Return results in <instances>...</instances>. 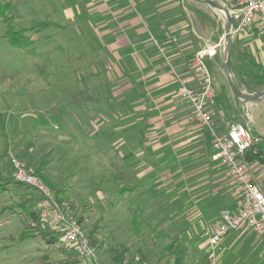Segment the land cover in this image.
Returning a JSON list of instances; mask_svg holds the SVG:
<instances>
[{
  "label": "rangeland",
  "instance_id": "rangeland-1",
  "mask_svg": "<svg viewBox=\"0 0 264 264\" xmlns=\"http://www.w3.org/2000/svg\"><path fill=\"white\" fill-rule=\"evenodd\" d=\"M14 1L18 2L19 15L11 19L9 26L29 37L31 50L12 45L4 35L6 24L0 19V264H40L44 257L54 261L63 257L62 252L48 247L40 236L32 234L20 208L14 207L27 196L33 198L34 206V199L42 194L31 189V185L27 188L9 179L12 157L29 169L42 168L51 181L64 186L68 198L64 195L61 203L70 212L84 217L85 229L100 225L96 238L101 264H108L109 249L120 245L128 249V260L139 256L138 249L150 261L156 260L165 255L163 247L175 236L186 237L198 251L209 257L213 255L214 264H257L262 246L237 240L238 229L230 230L224 243L222 240L210 246V231L220 220V216L217 221L213 216L229 204L214 184L192 186L196 176L185 177L188 170H183L172 177L176 179L174 187L168 188L165 183L169 181V172L161 171L154 196L157 203L165 201L164 210L147 194L141 195L140 188L129 190L128 182L122 179V170L116 165L119 158L114 154L115 147L105 143L107 135L113 134L111 141L116 136L109 124L112 120L108 123L102 116L109 102L105 97L109 85H103L104 75L98 78L86 73L91 56L98 55L94 49L96 43H86L83 39L84 30L94 26L89 20L91 13L86 0ZM217 1L223 4L222 0ZM183 3L194 23L198 20L195 9L207 13L212 20V26L206 24L208 33L203 44H223L221 12L202 0H183ZM62 9H69L65 14L73 12L76 18L68 19L65 28L60 22ZM243 35L241 48L250 50V44L243 45L246 41ZM221 49L224 54L222 45ZM80 53L83 55L79 57ZM103 61L111 63L108 59ZM220 71V75L213 69L210 72L213 86L220 91L219 84L224 83L227 95L233 99L224 66ZM100 83L97 88L95 85ZM244 103L250 105L252 122L247 120L251 117L245 108L237 121L244 125L248 121L264 138V98ZM111 109L117 114L120 106L113 105ZM49 192L53 196L50 189ZM130 204L142 207V217H149L150 226L143 225L140 234L130 222ZM138 212L137 217L141 215ZM209 261L211 264L210 258Z\"/></svg>",
  "mask_w": 264,
  "mask_h": 264
},
{
  "label": "crops",
  "instance_id": "crops-1",
  "mask_svg": "<svg viewBox=\"0 0 264 264\" xmlns=\"http://www.w3.org/2000/svg\"><path fill=\"white\" fill-rule=\"evenodd\" d=\"M86 3L91 13L89 20L94 26L84 30L83 39L86 43H96L94 49L99 55L91 56L86 73L98 78L104 75L102 83L109 85L105 95L109 102L102 116L108 123L112 120L109 124L116 132L115 140H109L113 134L105 137L106 145L114 146V154L119 158V162H112L120 169H128L130 173L125 181L133 185L134 190L140 188L139 193L147 194L152 201L159 188L161 171L169 172V181L165 183L168 188L174 187L176 179L173 178L183 170H188L185 177L196 176L192 186L214 184L216 191L229 203L213 216L214 220H219L224 208H235L238 188L226 167L212 159L208 127L190 118L189 104L177 94L179 80L189 87H199L200 82L193 75L191 57L207 38L208 27L189 18L183 0H86ZM62 10L60 22L65 28L69 25L68 19L76 18L73 12L65 14L69 9ZM256 31L251 28L243 35L246 40L243 45L250 44L248 51L256 60L264 62L262 37ZM217 46L215 55L206 56L205 62L210 72L213 69L220 75L224 54L221 46ZM223 84L220 82V89ZM99 85L101 83L95 86L98 88ZM214 89L218 92L215 86ZM117 104L119 113L113 114L110 106ZM241 106L248 109L252 122L250 105L242 103ZM216 108L217 105L213 109V118L216 129L222 130L227 120ZM248 121H245L246 127L262 139L261 132L251 128ZM131 176L132 179H128ZM255 177L264 190V177L257 172ZM237 235V240L259 243L264 252V240L248 227L238 228ZM261 252L257 264H264V253Z\"/></svg>",
  "mask_w": 264,
  "mask_h": 264
},
{
  "label": "built area",
  "instance_id": "built-area-1",
  "mask_svg": "<svg viewBox=\"0 0 264 264\" xmlns=\"http://www.w3.org/2000/svg\"><path fill=\"white\" fill-rule=\"evenodd\" d=\"M222 1L232 18L233 35L245 34L250 27L255 28L262 37L264 47V0ZM175 40L173 37V41ZM217 45L224 48V42ZM217 45L203 44L191 57L193 75L200 82L199 87H189L179 80L177 89L179 98L190 106V118L208 127L211 133L212 159L226 167L229 177L238 188L235 208H224L219 222L210 231L211 247L221 243L230 230L242 226L248 227L264 240V190L255 177V172L264 176V164L247 163L243 159L244 150L258 143L261 136L239 121L227 120L224 129H216L213 118L216 92L205 57L215 55ZM247 120L250 121V118ZM11 164L13 179L35 187L42 194L35 206L39 222L59 229L64 241L74 248V260L69 264H101L96 248L90 243L75 215L54 199L45 184L28 172L19 159L12 157ZM210 259L211 264H214L213 255Z\"/></svg>",
  "mask_w": 264,
  "mask_h": 264
},
{
  "label": "trees",
  "instance_id": "trees-1",
  "mask_svg": "<svg viewBox=\"0 0 264 264\" xmlns=\"http://www.w3.org/2000/svg\"><path fill=\"white\" fill-rule=\"evenodd\" d=\"M18 2L14 0H0V19L3 23L6 24L5 29V37L6 39L14 46L20 48H27L29 50V45L31 44L29 37H26V34L21 33L18 30H13L9 26V22L11 19L18 17L19 11L17 9ZM9 10H12L13 13H8ZM195 13L199 22L203 25H211L212 20L207 13L203 11H199V9H195ZM211 22V23H210ZM206 25V26H207ZM212 26V25H211ZM250 27L249 29H251ZM248 29V30H249ZM253 29V28H252ZM247 30V31H248ZM220 34H222V29H220ZM28 36V35H27ZM242 34H234L233 45H232V62H231V73L233 80L236 86L247 93H257L264 90V62L256 60L252 54L246 50L241 48V38ZM29 47V48H28ZM33 47V46H31ZM90 98V97H88ZM91 99V98H90ZM216 105L219 107V115L224 116L227 120L237 121L240 118V114L242 111V106L239 100L235 97L231 99L227 93L225 88L222 86L220 91L216 92ZM243 159L247 163H261L264 164V138L253 145L248 146L243 152ZM116 164V163H114ZM12 168V164H11ZM24 168L30 172L34 177L38 180L42 181L53 193L54 199L61 203L62 198H68V195L65 194L64 186H59L56 182L51 181L49 177L45 175L42 171V168L36 167L35 169H29L24 166ZM122 170V179L126 180V175L130 173V171ZM10 170V180L14 181L11 177ZM128 179H132V176ZM15 182V181H14ZM9 183V182H8ZM21 185H26L27 188H31L29 184L20 182ZM130 191L134 190L135 187L133 185H129ZM33 190L36 188L32 186ZM127 192V190H126ZM65 195V196H64ZM41 197V196H40ZM40 197H36L34 199V206L32 205L31 197L27 196L24 198L22 203H16V206L20 208V213L24 215L26 218V222L28 226L32 230L33 235H38L41 239L44 240L48 247H52L54 249L59 250L63 253V257L60 260H47L45 257L40 259V264H69L72 260H74V248L71 247L66 241L63 239L62 232L59 229H56L54 226L40 223L38 218V211L36 209V202L40 199ZM59 198H61L59 200ZM154 201L157 203L156 197ZM165 201L159 202L158 206H162ZM167 204V203H166ZM67 208V207H66ZM68 209V208H67ZM161 209V208H160ZM161 209V210H162ZM164 210V209H163ZM129 211L131 212L130 222L133 225V229L135 232H139L140 234L141 228L143 225H149V217H142V213L144 211L138 205L130 204ZM141 215H136V213ZM75 217L80 222L82 228L85 230L87 237L89 238L90 243L96 248H98V240L96 238L97 229L99 228V224H95L87 229L82 225V221L84 217L77 213H73ZM135 214V215H134ZM173 220V219H172ZM148 223V224H147ZM155 227L151 228L154 229ZM149 228V230H151ZM152 232V231H151ZM166 235L168 233H165ZM47 247V249H48ZM163 250L165 255L160 256L156 260L150 261L140 249H138V257L136 255L131 259H126V253L128 249L123 246H117L115 249H109L110 258L109 263L111 264H209V255L204 253L203 251H198L197 248L187 240L186 237L181 236L180 238L174 237L171 241H169L164 247Z\"/></svg>",
  "mask_w": 264,
  "mask_h": 264
},
{
  "label": "water",
  "instance_id": "water-1",
  "mask_svg": "<svg viewBox=\"0 0 264 264\" xmlns=\"http://www.w3.org/2000/svg\"><path fill=\"white\" fill-rule=\"evenodd\" d=\"M204 3H206L209 7H211L214 11H218L219 9H223L225 12V15L221 16L223 20V29H224V72L226 75L227 83L230 88V91L232 92L233 96L239 100L241 103H244L245 101L251 102V101H258L260 99L264 98V90L257 92V93H247L245 91L240 90L232 77L231 73V62H232V45H233V22L231 15L228 11V9L218 2L217 0H202Z\"/></svg>",
  "mask_w": 264,
  "mask_h": 264
},
{
  "label": "bare ground",
  "instance_id": "bare-ground-1",
  "mask_svg": "<svg viewBox=\"0 0 264 264\" xmlns=\"http://www.w3.org/2000/svg\"><path fill=\"white\" fill-rule=\"evenodd\" d=\"M219 11L221 12V15L220 16H223V15H225V12H224V10L221 8V9H219Z\"/></svg>",
  "mask_w": 264,
  "mask_h": 264
}]
</instances>
